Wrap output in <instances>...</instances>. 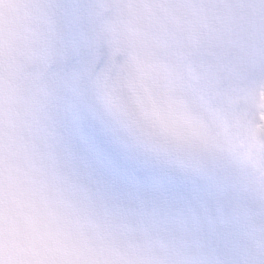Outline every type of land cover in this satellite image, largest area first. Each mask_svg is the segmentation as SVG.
<instances>
[{"label": "clouds", "instance_id": "obj_1", "mask_svg": "<svg viewBox=\"0 0 264 264\" xmlns=\"http://www.w3.org/2000/svg\"><path fill=\"white\" fill-rule=\"evenodd\" d=\"M0 264H264V0H0Z\"/></svg>", "mask_w": 264, "mask_h": 264}]
</instances>
